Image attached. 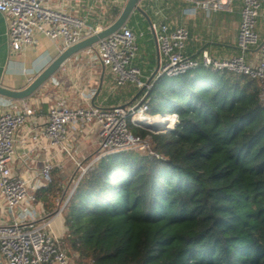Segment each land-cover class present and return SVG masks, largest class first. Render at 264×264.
<instances>
[{
	"label": "trees",
	"instance_id": "obj_1",
	"mask_svg": "<svg viewBox=\"0 0 264 264\" xmlns=\"http://www.w3.org/2000/svg\"><path fill=\"white\" fill-rule=\"evenodd\" d=\"M168 4V13L174 8L180 17L193 6L188 0ZM122 7L109 3L104 25ZM126 25L142 32L138 43L152 49L149 24L139 11ZM127 85V92L112 94L107 104L137 92L135 85ZM144 92L149 114L167 110L177 115V123L169 131L153 132L129 120L134 133L151 135L158 156L136 149L103 154L79 178L61 217L62 241L77 254V263L264 264L259 82L227 69L198 66L177 76L159 75L138 97ZM77 171L75 181L81 174ZM62 188L53 175L36 192L37 199L52 210L57 199L69 195Z\"/></svg>",
	"mask_w": 264,
	"mask_h": 264
},
{
	"label": "built area",
	"instance_id": "obj_2",
	"mask_svg": "<svg viewBox=\"0 0 264 264\" xmlns=\"http://www.w3.org/2000/svg\"><path fill=\"white\" fill-rule=\"evenodd\" d=\"M235 0H205L193 2L192 11L231 10ZM241 21L237 36L238 52L229 57H213L208 50H203L198 57L186 55L185 49L190 39L189 28L185 25H173L162 16L152 18L150 30L155 31L159 50V75L177 76L198 66L212 69H227L235 73L249 75L260 85L259 97L264 104V39L257 30L264 0H240ZM141 5H144L141 3ZM0 12L8 18V39L12 52L25 51L37 43V33H43L52 41L61 42V51L67 47L102 30L106 25L92 24L86 17L73 14L63 8L53 7L49 0H0ZM143 33H137L125 25L109 36L95 43L90 52L113 72L115 87L129 83L138 89L151 85L140 67L134 61L139 52L138 39ZM257 47V56L250 59L247 53ZM144 89V90H145ZM143 90V91H144ZM145 92L138 101L127 107L121 104L99 107L91 104L70 107L65 99H59L47 111V119L41 128H31L27 137L39 142L45 137L50 145L56 146L67 154L80 176L70 189L69 195L57 199L56 207L51 212L41 213L37 208L36 192L49 185L53 180L56 163L52 157L45 159L40 169L39 180L25 178L15 172L20 159L17 148L25 141L18 138V131L28 119L36 115V108L27 102L0 95V259L1 264H71L67 250L63 246L61 226L56 228L65 205L74 192L79 178L87 168L101 155L136 149L157 153L152 148V137L136 134L129 126L131 120L136 126L148 129L143 117L166 119L163 129L169 131L177 123L175 113L164 112L151 115L144 100ZM86 127L97 128L100 153L85 163L78 157V150L69 142L71 129L76 133ZM156 132V131H153ZM7 210V212H6ZM9 216L3 217L4 212Z\"/></svg>",
	"mask_w": 264,
	"mask_h": 264
},
{
	"label": "crops",
	"instance_id": "obj_3",
	"mask_svg": "<svg viewBox=\"0 0 264 264\" xmlns=\"http://www.w3.org/2000/svg\"><path fill=\"white\" fill-rule=\"evenodd\" d=\"M125 1L49 0V3L53 7L63 8L87 19L88 15L97 13V17L92 21V24L104 25L103 16L108 4L117 3L124 5ZM146 2H163L166 5L168 4V0H143L141 3L145 4ZM240 11L241 1L235 0L231 10L192 11L189 8L186 13H182V17L177 16L176 19H172L167 16V20L174 26L185 25L189 28L190 39L186 47V51L190 52L188 56L198 57L203 50H208L213 57L225 58L238 52L237 36L241 21ZM185 16H188V18L185 19ZM257 30L260 37L264 39V8L261 10ZM36 36L37 43L33 47L25 51L12 52L8 39V18L0 12V84L10 89H22L26 87L34 77L62 52L60 41H52L39 32ZM152 38V49L146 48L144 42L139 43V52L134 61L142 69L147 79L152 75L157 66V50L153 35ZM247 55L250 59H255L257 47L250 49ZM156 77L157 75L154 79ZM100 84V91L94 99V103L99 107L128 102L139 90L131 98L119 95L120 98L117 99L116 104H107V100L112 94L118 91L127 92L129 87L125 90H120L119 87L116 88L113 72L109 67L103 65L99 58L95 57L93 51L90 52L86 48L72 55L30 97L18 99L19 102H27L36 108V115L28 119L25 125L18 131V138L24 137L25 141L20 143L17 148L20 159L17 160L15 172L25 178L31 177L33 181H37L39 180L40 169L44 165L45 159L52 157V161L56 163L53 175L58 178L61 185H64V178L68 177L70 180V178L74 177L73 173L70 174L68 170L69 165L74 166V163L67 154L61 152L56 146L50 145L49 141L43 136L40 137L39 142H35L30 137H27V135L31 128H41L45 125L49 107L54 105L59 99H65L66 104L70 107L93 105V97ZM69 142L77 150L78 144H84L88 149H93L94 152L92 153L91 150L89 153L90 157H93L101 150L97 128L89 129L86 127L81 133H76L71 129ZM62 193H67L65 188ZM37 208L42 214L53 211V209H46L43 202L39 200ZM3 217L8 219L9 216L7 213H4ZM59 224L60 222L57 221L56 228H59Z\"/></svg>",
	"mask_w": 264,
	"mask_h": 264
},
{
	"label": "water",
	"instance_id": "obj_4",
	"mask_svg": "<svg viewBox=\"0 0 264 264\" xmlns=\"http://www.w3.org/2000/svg\"><path fill=\"white\" fill-rule=\"evenodd\" d=\"M143 0H126L120 13L118 16L109 24H107L102 30L92 34L89 37H86L82 39L81 41L67 47L64 51H62L46 68H44L36 77L32 79V81L24 88L22 89H10L8 87L3 86L0 84V95L12 98V99H25L30 97L44 82H46L48 79H50L55 72L74 54L78 53L79 51L86 49V48H93L95 49V43H97L100 39H103L113 32L119 30L123 26L127 24L129 21L131 15L135 11H139L147 20L149 26L152 25V18L150 14L142 7L141 2ZM192 2H201L205 0H189ZM152 35L154 37L156 50H157V66L152 73V75L148 78L147 84H149L154 77L158 74L159 70V50H158V44L155 36V31L151 30ZM104 65V64H103ZM104 67V66H103ZM101 84L95 93L93 97V106H97L94 103L95 96L100 91ZM145 87H142L138 90L137 94L128 102L121 104L122 107H127L131 105L134 100L143 92ZM146 127L153 131H161L163 129V126L161 128L156 127L153 124L145 123Z\"/></svg>",
	"mask_w": 264,
	"mask_h": 264
},
{
	"label": "rangeland",
	"instance_id": "obj_5",
	"mask_svg": "<svg viewBox=\"0 0 264 264\" xmlns=\"http://www.w3.org/2000/svg\"><path fill=\"white\" fill-rule=\"evenodd\" d=\"M169 5H171V4H168L167 6L169 7ZM167 6H166V4L163 3V2H146L144 5H142V7H143L147 12H148V10L151 11V13H152L151 18H157V17H162V16H165V17L169 16V18L176 19V17H177V12H176V10H175L174 8H171V9H170L171 13H168V7H167ZM187 18H188V16H185V19H187ZM126 86H128V85H126ZM126 86L121 87V88H119V89H120V90H125V89H127L128 87H131V85L128 86V87H126ZM119 89H118V90H119ZM131 99H132V98H131ZM138 99H139V97H137V98L134 100V102L138 101ZM134 102H133V103H134ZM125 103H126V102H125ZM165 112H168V111L166 110ZM77 144H78V143H77ZM91 150H92V153H93V152H94L93 149H88L84 144H82V145L78 144V156H80L82 160H84V159H88V158H91L90 155H89V153L91 152ZM84 157H85V158H84ZM85 161H87V160H85ZM76 168L79 170V168L76 167L75 164H74V166H73V165H69V169H68V170H69V173H70V174L73 173L74 177H73V178H70V180H69L68 177L64 178V180L62 179V180H63V183H64V185H62V186H63L62 189L65 188V190H66L67 193L70 192L69 188H71V186H73L74 181H75V179H76V178H75V174H77V172H78V171H76ZM74 170H75V171H74ZM73 171H74V172H73ZM70 174H69V176H70ZM59 179H60V178H59ZM64 194H65V193H64ZM62 197H63V196H62ZM3 212H4V211H3ZM4 213H5V212H4ZM59 226H61V224H59ZM63 246H64L65 249L67 250L68 256H69V258H70V263H71V264H78V263H77V254H76L74 251L71 250V248L69 247V245H68L66 239L63 240ZM0 262H1V259H0ZM0 264H1V263H0Z\"/></svg>",
	"mask_w": 264,
	"mask_h": 264
},
{
	"label": "bare ground",
	"instance_id": "obj_6",
	"mask_svg": "<svg viewBox=\"0 0 264 264\" xmlns=\"http://www.w3.org/2000/svg\"><path fill=\"white\" fill-rule=\"evenodd\" d=\"M141 119H143L144 121H153V125L155 124V123H160L161 121H163L164 122V124L163 125H160V126H157V125H155L156 127H158V128H160V127H162V126H164L165 125V123H166V119H164V118H162V117H157L156 119H152V118H148V117H143L142 116V118Z\"/></svg>",
	"mask_w": 264,
	"mask_h": 264
}]
</instances>
